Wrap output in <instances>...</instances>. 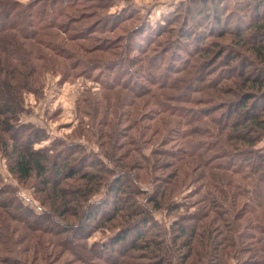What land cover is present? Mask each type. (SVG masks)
Instances as JSON below:
<instances>
[{"label": "trees", "instance_id": "16d2710c", "mask_svg": "<svg viewBox=\"0 0 264 264\" xmlns=\"http://www.w3.org/2000/svg\"><path fill=\"white\" fill-rule=\"evenodd\" d=\"M64 1L66 6H60ZM68 1L51 0L52 6L37 3L24 6L17 1H0V131L7 133L12 141V146L5 143L4 151L11 173L20 181H27L36 175L41 179L38 183L41 187L39 191L44 192L47 201L51 203L50 210L37 216L34 210L17 198L12 188L5 186L0 190V212L17 222L29 224L31 229L52 233L58 237L57 246L80 264H136L141 258L154 260L151 264H186L194 251L196 257L199 256L198 252L201 253L193 246L196 237L200 242L203 241V247L205 245L206 249L210 248L209 252L204 253V250V258L210 256L213 264H226L227 261L224 260L230 257L227 253L223 257V252L233 250L232 257L244 253L233 237L237 227L234 222L243 213L250 216L246 221L247 226H251L252 222L256 225L255 234H249L259 247L255 249V253L260 250L264 252V216L252 221L251 215L255 211L249 208V203L254 201L264 206V148H256L264 140V0H260L258 6L245 16V19H250L249 24L236 33V46L246 47L244 52L249 55L243 54L238 47L228 53L230 48H227L225 53L228 61L224 64L227 67L226 74L217 75L209 81L206 72L197 69L195 72L189 71V77L174 81L166 73L160 76L153 73L150 81H157L160 89L147 90L136 81L131 85L130 91L136 99L149 97V102L154 107L150 110L154 114L179 119L174 123V130H171L175 150L170 148L153 152L154 170L175 168L166 178L158 179L159 183L147 201L149 209L139 203L137 198L144 192L124 169L110 170L93 156L77 158L73 156L76 153L73 146H61L54 156L50 154L52 147L35 149L36 144L46 139L44 132L31 123L18 124L24 107L22 93L37 90L40 70L54 62L50 52L63 56L67 50L56 38L58 33L71 29L68 23L59 24L57 18L68 17L65 14L70 5ZM207 5L200 14L197 12L198 16L194 14L196 23L207 17ZM222 14L214 15L217 27L221 26L224 28L223 32L230 33V26L225 28V24L221 22ZM83 32L84 30L81 33ZM116 44L108 42V48L101 49L107 51L117 47ZM115 56L120 57V53ZM158 58L143 62L153 66L158 63ZM126 60L120 57L92 63L80 59L73 68L82 66L86 75L94 69H100L106 73L105 78L113 81L105 80L104 88L111 89L126 85L119 83V67ZM38 62L45 65H39ZM158 90H162L160 96ZM196 93L200 96H195ZM211 129L217 131L218 135L214 137ZM210 134L213 135L212 140H208ZM194 135L203 138L189 142L188 139ZM108 138L112 145L115 138L112 135ZM56 145L57 142L53 144L55 149ZM9 147L11 150H8ZM208 151L210 154L204 157ZM110 157L113 158L114 155L107 153L106 158L111 162ZM167 159H173L174 162L170 164L166 162ZM190 160L196 161V164L192 166ZM88 161L93 164L91 172L86 171ZM97 162L101 167L96 165ZM194 168L207 170L206 174L200 172L198 178L203 180L198 189L207 190L200 199L204 207L198 213L187 214L180 218L181 221H175L170 241L166 233L156 229L157 224L151 214L153 210L163 209L164 205L169 206L167 202L171 195L170 189L180 181L192 177ZM172 173L174 176H171ZM233 176L237 180L231 182ZM111 177L116 178L115 181ZM225 181H228L227 184H237L239 196L244 194L248 197V202L240 205L239 209L243 212L238 215L225 209V204L229 201L234 206L238 205L235 194L226 192L223 185ZM102 187L108 188L107 201L90 203V199ZM250 189L255 191V198L249 194ZM56 214L62 220L57 221ZM118 220L121 224H117ZM110 222L114 224L112 229L115 235L108 243H96L89 247L86 240L92 231ZM2 229L0 226V238H3L0 241H6ZM218 233L222 238H218ZM180 239L184 240L179 251L184 252L176 262L173 248L178 246L177 241ZM76 241L84 242L77 246ZM137 253H141L140 256ZM8 258L7 256L3 261L6 262L7 259V263H19L16 256L11 262ZM251 262L258 264L257 261Z\"/></svg>", "mask_w": 264, "mask_h": 264}, {"label": "rangeland", "instance_id": "374dc122", "mask_svg": "<svg viewBox=\"0 0 264 264\" xmlns=\"http://www.w3.org/2000/svg\"><path fill=\"white\" fill-rule=\"evenodd\" d=\"M0 1H17L24 6L32 3L49 6L53 4L51 0ZM260 2V0H69L67 2L70 4L69 8L65 10L68 17L57 18L59 24L68 23L71 29L58 33L56 38V41L67 50L63 56H56L50 52L54 62L48 63L47 67L40 70L41 77L37 90L22 93L24 107L18 124L31 123L44 132L46 139L36 144L35 149L52 147L50 154L54 156L61 146H73V149H76L73 156L77 158L93 156L103 162V167L110 170L124 169L144 192L137 198L139 203L149 209L147 201L158 185V179L166 178L175 168L166 171L154 170L153 152L159 149H174L175 140L171 130H174V123L179 119L170 115L154 114L150 110L154 107L152 102H149V97L136 99L130 91L131 85L136 81L142 84L144 89H160L161 87H157L159 86L157 81H150L153 73L158 76L166 73L167 77L175 79L174 81L189 77L188 72H195L197 69L206 72L209 81L217 75L226 74L227 67L224 64L228 61L225 53L228 51L227 48H230L228 53L238 47L243 54L249 55L244 52L246 47L236 46L238 42L236 33L249 24L250 19H245V16ZM61 3L60 6H66L65 1ZM206 4H208V10L205 11L207 17L201 18L200 23H196L194 14L198 16L200 11L205 10ZM54 5L58 6L55 3ZM221 13H223L221 22L225 24V28L230 26L232 32L225 33L222 31L224 28L217 27V19L214 15ZM86 29L88 30L85 31ZM83 30L84 32L81 33ZM108 42H116L117 47L102 51L108 48ZM119 53L120 57L127 59V62L119 67L121 70L119 83H125V86L118 85L105 89L103 85L105 80L113 82L105 78V72L94 69L86 75L82 66L73 68L80 59L92 63L100 60L110 61L120 58L115 56ZM157 57L159 61L153 66L143 62ZM131 60L133 62H130ZM38 64L45 65L43 62ZM161 92L162 90L157 91L159 96ZM195 96L200 94L196 93ZM210 131L214 137L218 135L214 129ZM110 135L115 138L112 145L108 138ZM213 135L210 134L208 140H212ZM198 138L203 137L194 135L188 140L194 142ZM56 142L58 146L56 145L55 149L53 144ZM5 143L11 145L12 141L7 133L0 131V190L5 186L12 188L17 198L40 216L51 209V203L47 201L45 193L39 191L41 187L38 183L41 179L34 175L27 181L18 180L9 170V162L4 151ZM10 147L8 150H11ZM256 148H264V140ZM107 153L114 155L113 158L110 157L111 162L106 158ZM207 154L210 152H206L204 157ZM166 162L172 164L174 160L167 159ZM189 163L193 166L196 161L190 160ZM92 165L88 161L86 171H93ZM96 165L100 166L98 162ZM194 170L192 177L172 186L167 202L169 206L164 205L163 209L152 211L151 215L157 224L156 229L166 233L170 241L174 233L172 229L174 222L187 214L198 213V210L204 207L200 199L207 190L198 189L203 183V180L198 178L200 172L206 174L207 170L197 168ZM171 176H174V173ZM111 178L113 181L116 179ZM231 178V182L237 180L235 176ZM226 182L228 183L225 181L223 184L226 192L235 194L238 205L234 206L229 201L225 204V209L238 215L243 212L239 209L240 205L248 202V197L244 194L239 196V189L236 190L237 184ZM249 192L251 197L255 198V191L250 189ZM107 194L108 188L102 187L101 191L90 199V203L107 201ZM263 207L257 201L249 203V208L255 211L251 215L252 221L264 216ZM0 213V226L3 227L1 231L3 237L5 235L7 238L6 241H0V264H11L15 256L19 260L17 264H80L72 259L69 253L63 252V248L57 246L58 237L53 236L52 233L31 229L29 224L17 222L6 213ZM249 217L247 213H243L234 222L237 227L233 237L238 242L237 245H241L244 253L232 257L233 250L228 249L223 252V257L226 253L230 257L224 260L227 261L226 264H255L251 261L264 264V252L258 249L260 251L255 253V249L259 247L249 235L255 234L256 226L255 222L247 226L246 221ZM55 218L57 221L62 220L58 214ZM69 220L74 219L69 218ZM118 221L117 224H121V221ZM113 225V222H110L104 227L95 228L86 240L87 245L91 247L96 243L100 245L108 243L115 235ZM219 233L218 238H222ZM183 240L177 241L178 246L173 248L176 262L184 252L179 251ZM81 242L84 241H76L77 246L82 244ZM193 242V246L201 253L198 252L199 256L196 257L194 251L186 264H213V258L203 257L210 248L206 249L205 245L203 247L201 245L203 241L200 242L197 237ZM140 254L137 253L138 256ZM7 256L11 263H7V259L6 262L3 261ZM136 262V264H151L154 260L141 258Z\"/></svg>", "mask_w": 264, "mask_h": 264}]
</instances>
